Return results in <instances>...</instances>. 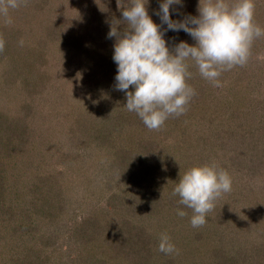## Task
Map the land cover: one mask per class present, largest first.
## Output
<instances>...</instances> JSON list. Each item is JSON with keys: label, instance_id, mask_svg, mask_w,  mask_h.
<instances>
[{"label": "rangeland", "instance_id": "rangeland-1", "mask_svg": "<svg viewBox=\"0 0 264 264\" xmlns=\"http://www.w3.org/2000/svg\"><path fill=\"white\" fill-rule=\"evenodd\" d=\"M254 3L264 14V0ZM128 5L19 0L0 14V48L14 37L23 50L11 61L0 55V149L13 143L19 160L5 156L0 167V208H13L2 215L0 264H218L232 252L238 264H264V140L257 136L264 134V36L253 41L247 66L221 73L222 87L192 64L187 83L195 95L186 110L149 129L115 90V39L107 33L112 22L123 30L117 15ZM197 6L184 0L173 18L197 15ZM147 7L152 14L159 0ZM165 38L170 47L195 43L183 31ZM17 60L25 63L13 70ZM204 164L227 171L232 186L194 228L192 210L173 189L188 169ZM30 185L37 187L32 195L58 191L55 219L33 214ZM162 234L177 252L159 251Z\"/></svg>", "mask_w": 264, "mask_h": 264}, {"label": "clouds", "instance_id": "clouds-1", "mask_svg": "<svg viewBox=\"0 0 264 264\" xmlns=\"http://www.w3.org/2000/svg\"><path fill=\"white\" fill-rule=\"evenodd\" d=\"M149 0H129L120 24L110 25L107 38L115 39L113 62L117 66L115 90L126 96L125 106L135 112L149 129H158L169 116L184 113L195 95L187 83L190 66L215 87H222L221 73L244 66L252 43L264 36V27L254 21V0H198L197 15L180 17L184 0H159L158 10L149 14ZM19 0H0V14L7 15ZM159 18V23L153 20ZM168 31L187 33L195 43L180 40L170 47ZM232 178L214 164L188 169L173 189L179 204L192 210L190 223L200 227L214 208V202L231 190ZM181 217L187 213L178 209ZM159 251L177 252L170 237L162 234Z\"/></svg>", "mask_w": 264, "mask_h": 264}, {"label": "trees", "instance_id": "trees-1", "mask_svg": "<svg viewBox=\"0 0 264 264\" xmlns=\"http://www.w3.org/2000/svg\"><path fill=\"white\" fill-rule=\"evenodd\" d=\"M120 2H121V0H120ZM113 4H116V3H113ZM126 8V7H125ZM261 7L259 6L258 8H255V15H254V21L257 23V24H259L261 27H263V25L260 23V16H264V14L262 13V12H260V9ZM117 17H120L121 19H122V11L117 15ZM121 19H119L121 22H123L124 24H125V26H126V22H124V21H122ZM264 19V18H263ZM3 36V35H2ZM7 35L5 36V38L7 39ZM52 37H54V36H52ZM4 38V37H3ZM9 38V37H8ZM264 39V38H263ZM9 42H11L10 44H9V42H8V44H7V42L5 41L4 42V48L3 49H1V51H0V55H5L6 54V56H7V59H9L8 61H11L12 60V56L13 55H19L20 54V56H21V54L23 53V50L22 49H19V48H17V47H14L15 46V44H14V37H13V40H8ZM54 41L55 42H60V40L58 39V37H56V38H54ZM53 41V42H54ZM17 42V41H16ZM77 42H80L79 40H77ZM19 49V50H17L16 52H13V50H15V49ZM32 48V47H31ZM30 48V49H31ZM71 49V48H70ZM61 50V52H62V49H60ZM68 51V50H67ZM66 51V52H67ZM34 52H35V50H34ZM33 52V53H34ZM30 54H32V53H30ZM20 56L18 57V59L20 58ZM256 60V58H254V61ZM251 62V61H250ZM25 62H22V63H19V60H17V61H14V63H12L11 62V65H15L14 66V68H13V70H15V67L18 65V64H24ZM254 63V62H253ZM10 65V66H11ZM7 66V65H6ZM10 66H7V68H9ZM245 66H247V64H245L244 66H242L243 68L245 67ZM7 74H9L8 72H7ZM25 81L27 82V79L25 78ZM15 82H17V81H15ZM14 83V82H13ZM21 85H26V83H22ZM240 85V84H239ZM238 91H239V87H236L235 88V90H233L232 91V94L231 95H237L238 94ZM16 134H18V136H17V138L19 137V130H16V132H15ZM20 133H21V131H20ZM13 134V135H12ZM12 134H11V138L13 139V136H14V129H12ZM258 139L262 142L263 140H264V134H263V132L262 131H260L259 133H258ZM106 137V134H105V136L102 134L101 136H100V141L102 142H104V140L106 139L105 138ZM104 139V140H103ZM209 140V139H208ZM196 142L197 143H199L197 140H196ZM2 142H0V144H1ZM11 144V147H7L6 149H0V167H2L1 169H5L4 168V166H3V164H2V162L3 163H5L6 162V160L4 159V157L6 156V158H7V160H9V159H11V160H13L14 162L13 163H17L19 160H17V159H15L14 158V155H16L17 153H15L16 151L14 150L15 149V146H14V144L13 143H10ZM200 144V143H199ZM208 144H211V142H210V140L208 141ZM7 152V153H6ZM11 154H12V156H11ZM11 157V158H10ZM252 161H253V159H252ZM254 164H255V162H254ZM9 168H11V167H9ZM8 168V169H9ZM1 174H3V173H0V176H1ZM31 187H29V194H31V197H30V202L28 203V204H30L31 206H32V210H33V214H43L44 213V211H45V214H43V215H47V216H50L51 218H56L57 217V214H55V212L54 211H52V207L54 206L53 205V197L55 196V195H57L58 194V191L55 189V187H52V188H49V191H47V193H45V192H42V191H37V192H35L33 195H32V193H33V191H32V189L34 190V188L36 189L37 187H36V185L34 186H32V185H30ZM59 188V187H58ZM21 190L23 191L24 190V188L22 187L21 188ZM0 195H1V190H0ZM2 197V196H1ZM0 197V198H1ZM48 197V198H47ZM56 209V208H55ZM4 211H11V212H13V208L11 207V205H10V207H3V208H0V242H1V239H2V231H3V227H4V219H3V214H4ZM29 211V213H31V210L29 209L28 210ZM27 215V214H26ZM28 215H31V214H28ZM2 223H3V225H2ZM1 225H2V228H1ZM25 228V227H24ZM28 228V227H27ZM46 240H50L49 239V236H47V238H46ZM50 242H53V240H50ZM240 262V259H239V257L237 256V253L236 252H232V253H230V255L229 254H222L221 256H220V258H219V260H218V264H238ZM16 263H18V264H22L21 263V261L19 262H16Z\"/></svg>", "mask_w": 264, "mask_h": 264}]
</instances>
